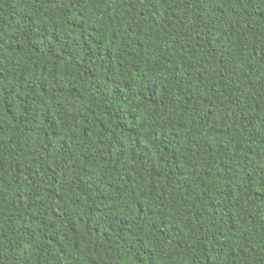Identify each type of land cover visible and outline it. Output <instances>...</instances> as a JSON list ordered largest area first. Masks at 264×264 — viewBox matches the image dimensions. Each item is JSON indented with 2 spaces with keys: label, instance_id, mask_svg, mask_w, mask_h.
<instances>
[{
  "label": "trees",
  "instance_id": "1",
  "mask_svg": "<svg viewBox=\"0 0 264 264\" xmlns=\"http://www.w3.org/2000/svg\"><path fill=\"white\" fill-rule=\"evenodd\" d=\"M0 264H264V0H0Z\"/></svg>",
  "mask_w": 264,
  "mask_h": 264
}]
</instances>
